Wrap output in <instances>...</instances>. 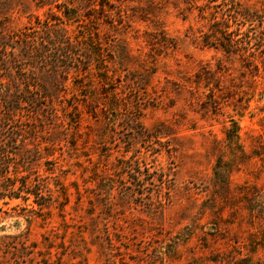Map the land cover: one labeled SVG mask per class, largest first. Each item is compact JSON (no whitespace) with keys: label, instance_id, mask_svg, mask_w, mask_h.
<instances>
[{"label":"rangeland","instance_id":"1","mask_svg":"<svg viewBox=\"0 0 264 264\" xmlns=\"http://www.w3.org/2000/svg\"><path fill=\"white\" fill-rule=\"evenodd\" d=\"M233 1L0 0V39L43 36L47 22L82 57L79 71L35 73L60 115L22 117L38 128L25 134L38 174L54 167L36 147L59 135L63 107L78 98L83 112L77 149L55 151L65 211L0 198V264H251L257 248L264 264V0ZM221 26L245 40L223 51L210 37ZM10 45L23 59L22 41ZM82 165L96 179L85 192Z\"/></svg>","mask_w":264,"mask_h":264},{"label":"trees","instance_id":"2","mask_svg":"<svg viewBox=\"0 0 264 264\" xmlns=\"http://www.w3.org/2000/svg\"><path fill=\"white\" fill-rule=\"evenodd\" d=\"M230 1L229 5L235 3L233 0ZM209 13L210 12H208V14ZM211 15L212 14H210V16ZM244 16L248 18L253 17L249 16V14H244ZM215 19L216 18L213 16V22ZM40 26L42 31L45 30L43 36L37 37V35L34 34L31 38L27 39V35L24 36L23 39L21 38V40L11 38V42L9 43L7 40L3 41L0 39V85L2 88L0 89V198H21L26 201L32 197L34 198L33 201L39 206V210L47 208L48 211H50L51 207H56L59 211L64 212L66 205L69 203L71 192H69L68 187L64 184L66 174H62L63 170L55 165V160L58 158L55 151L58 145H61L60 147H62V149H64L63 147L65 146L67 148L71 147L72 149H77L78 138L76 135L80 134L77 132V129L80 126V120L83 116V112L79 107L78 98H74L69 106L65 105L63 107L62 117L57 125L60 129L58 131L59 135H57L54 140H48L47 137L41 138L36 147L38 160L43 159L42 163L46 166L54 163V167L44 168L43 174H38V172H36L37 170H35L38 166H34V164L28 160L30 149L26 147L25 143V134L33 135L32 132H35L38 128L23 125L26 121H33V118L22 117L24 115H34V110L38 112L39 109H46L45 115L51 118H59L60 115L57 114V109L52 108V106L48 104L50 95L45 86L38 82L35 73L38 70V66L40 67L42 65L44 68H50L52 71L51 73H59L60 75L62 72L60 69H63L61 68V63H71L70 66L74 65V68L79 71L78 66L81 64L82 60L80 59L82 57L78 54H74L72 49L63 50V48L56 46L52 38V28L47 22H43ZM224 27L221 26L211 29L210 37L212 41L219 43L223 51L229 52L231 48L236 47L237 41L244 37L238 39V35L233 33L232 30L228 33L229 37L225 39ZM19 40L20 42L22 41L20 56L23 59L14 55L17 48L15 49L13 45H10L12 42L20 43ZM249 42L250 39L249 36H247V40L244 44L249 46ZM7 48H9V50H7ZM249 51L248 49V52ZM66 52H69V54ZM252 57L255 58L253 55ZM250 61L252 63L251 59ZM54 67L57 69L55 70ZM5 83L10 87L14 84V90L12 88H6ZM76 87H78L79 90L83 89L81 85H77ZM83 96L85 97L84 101H86V105L92 106L88 107L91 110V114L97 113L96 103H98L99 99L96 98V93H92L89 87V90H85ZM24 111H26V113ZM35 119L36 118H34V120ZM71 129H75V131H73L74 134H70ZM233 132L234 134H231L232 137L237 138V124H235V130ZM70 135L73 136L74 140L71 138L73 141L69 140ZM29 138H34V136ZM51 155L53 158H46V156ZM81 169V177L86 187L83 192H85L88 190L87 185L96 183V179L91 180L85 177L89 170L87 166L82 165ZM55 170H59L60 172L57 173ZM52 178L55 180L54 187H50L49 184V180ZM98 180H100V178ZM70 185L75 187L76 204L80 205L83 192L77 181H72ZM98 190L103 191L100 189ZM93 193L102 201L101 195H103V192ZM106 200L107 198H105V201ZM89 204V208L95 206L93 201ZM32 211L36 210L32 209ZM87 214L91 215L93 212L87 211ZM257 249L254 252H250V254H247L245 257L251 264H255L251 261L254 260L253 254L257 252Z\"/></svg>","mask_w":264,"mask_h":264}]
</instances>
